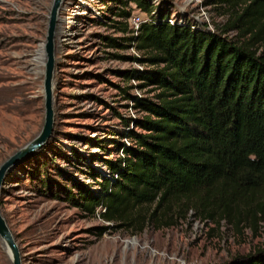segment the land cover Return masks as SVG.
Returning <instances> with one entry per match:
<instances>
[{
	"label": "rangeland",
	"instance_id": "obj_1",
	"mask_svg": "<svg viewBox=\"0 0 264 264\" xmlns=\"http://www.w3.org/2000/svg\"><path fill=\"white\" fill-rule=\"evenodd\" d=\"M206 1L151 3L167 7L173 20L207 23L215 29L228 15ZM53 2L0 0V166L36 138L45 123L42 57ZM116 4L112 0L63 3L57 37L54 131L44 146L10 170L1 196L2 212L20 245L23 264H216L264 247V223L257 233L246 228L242 235L227 221L217 225L201 219L192 209L173 225L166 222L175 210L163 214L166 218L160 223H153L146 206L130 211L125 222L107 221L100 206L91 214L66 198L67 191H78L76 183L100 191L90 173L93 168L99 175L108 174L102 159L118 156L110 154L114 149L110 139L117 136L109 132L115 126L123 128L116 111L126 116L140 114L121 93L128 84L117 71L147 64L114 54L143 52L134 45L125 49L108 46L104 38L130 34L118 24L114 26V21H123L109 10ZM127 9L133 28L132 15L146 13L134 1ZM147 90L136 87L131 91L153 95ZM47 177L50 186L43 183ZM106 225L112 228L99 235L98 228ZM0 264H13L1 238Z\"/></svg>",
	"mask_w": 264,
	"mask_h": 264
},
{
	"label": "trees",
	"instance_id": "obj_2",
	"mask_svg": "<svg viewBox=\"0 0 264 264\" xmlns=\"http://www.w3.org/2000/svg\"><path fill=\"white\" fill-rule=\"evenodd\" d=\"M112 1L109 10L123 19L114 26L130 34L105 36L107 45H134L143 54L114 56L147 64L117 71L128 84L121 93L140 114L116 111L123 128L109 132L117 136L110 154L118 156L102 159L108 174L91 167L100 191L76 183L66 198L91 214L100 206L107 221L125 222L146 206L153 223L175 210L165 221L173 225L192 209L242 235L257 233L264 223V0H207L228 15L215 29L173 20L151 0ZM131 1L147 17L138 30L128 23ZM136 87L153 95H135ZM110 228L99 227V235ZM216 264H264V247Z\"/></svg>",
	"mask_w": 264,
	"mask_h": 264
},
{
	"label": "water",
	"instance_id": "obj_3",
	"mask_svg": "<svg viewBox=\"0 0 264 264\" xmlns=\"http://www.w3.org/2000/svg\"><path fill=\"white\" fill-rule=\"evenodd\" d=\"M65 0H54L50 17L47 39L44 47V91L45 123L42 131L32 141L14 153L0 166V238L10 252L13 264H23V255L16 236L2 212L1 196L10 170L27 156L33 154L46 144L53 134L55 126V71L57 67V37L59 33L60 13Z\"/></svg>",
	"mask_w": 264,
	"mask_h": 264
},
{
	"label": "built area",
	"instance_id": "obj_4",
	"mask_svg": "<svg viewBox=\"0 0 264 264\" xmlns=\"http://www.w3.org/2000/svg\"><path fill=\"white\" fill-rule=\"evenodd\" d=\"M131 20H132V23L134 25L133 28L135 30H138L141 23L147 21V17L143 16L142 13L137 12L134 15H132ZM141 68H143V67H141Z\"/></svg>",
	"mask_w": 264,
	"mask_h": 264
},
{
	"label": "bare ground",
	"instance_id": "obj_5",
	"mask_svg": "<svg viewBox=\"0 0 264 264\" xmlns=\"http://www.w3.org/2000/svg\"><path fill=\"white\" fill-rule=\"evenodd\" d=\"M42 59L44 60V54H43V57H42ZM7 251L9 252V250L7 249ZM9 255H10V252H9Z\"/></svg>",
	"mask_w": 264,
	"mask_h": 264
}]
</instances>
